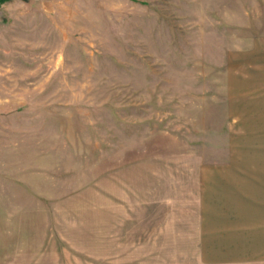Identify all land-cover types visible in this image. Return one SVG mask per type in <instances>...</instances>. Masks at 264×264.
<instances>
[{
  "label": "rangeland",
  "instance_id": "obj_1",
  "mask_svg": "<svg viewBox=\"0 0 264 264\" xmlns=\"http://www.w3.org/2000/svg\"><path fill=\"white\" fill-rule=\"evenodd\" d=\"M254 202L264 0L0 4V264H258Z\"/></svg>",
  "mask_w": 264,
  "mask_h": 264
},
{
  "label": "crops",
  "instance_id": "obj_2",
  "mask_svg": "<svg viewBox=\"0 0 264 264\" xmlns=\"http://www.w3.org/2000/svg\"><path fill=\"white\" fill-rule=\"evenodd\" d=\"M242 209L243 211H245V214L247 212L249 213V211H252V213L250 212L248 217L244 215V212H240L239 214V218L241 215L244 219L247 218V220L250 222L247 227L243 226V228L240 230L243 236V240H245V235L247 236V231L253 230L254 237L252 239V242H255L257 238V242L261 245V247L257 250L261 253H264V206L262 207L261 204L257 203L256 207V203L254 202L252 207L251 205H245ZM250 241L251 240L247 239V242ZM259 260L260 262L258 264H264V254H261Z\"/></svg>",
  "mask_w": 264,
  "mask_h": 264
},
{
  "label": "trees",
  "instance_id": "obj_3",
  "mask_svg": "<svg viewBox=\"0 0 264 264\" xmlns=\"http://www.w3.org/2000/svg\"><path fill=\"white\" fill-rule=\"evenodd\" d=\"M5 1H7V0H0V4L3 3V2H5Z\"/></svg>",
  "mask_w": 264,
  "mask_h": 264
}]
</instances>
